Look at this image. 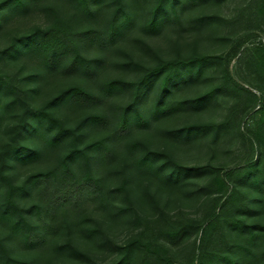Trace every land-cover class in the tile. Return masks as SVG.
Returning <instances> with one entry per match:
<instances>
[{
  "label": "rangeland",
  "instance_id": "obj_1",
  "mask_svg": "<svg viewBox=\"0 0 264 264\" xmlns=\"http://www.w3.org/2000/svg\"><path fill=\"white\" fill-rule=\"evenodd\" d=\"M26 1L0 15V211L7 180L55 176L27 182L15 197L38 234L24 239L0 219V264H254L244 249L263 263V237L250 241L243 224L264 226V0L165 2L152 32L142 24L158 0H122L135 19L113 42L102 30L115 0L98 2L91 18L70 0ZM55 39L78 44L95 59L92 70H68L65 57L49 63ZM192 58L163 86L160 64ZM105 81L118 88L105 90ZM71 87L82 92L67 95ZM158 99L174 108L152 113ZM35 109L61 131L44 120L38 135L21 131ZM74 148L85 152L64 170Z\"/></svg>",
  "mask_w": 264,
  "mask_h": 264
},
{
  "label": "trees",
  "instance_id": "obj_2",
  "mask_svg": "<svg viewBox=\"0 0 264 264\" xmlns=\"http://www.w3.org/2000/svg\"><path fill=\"white\" fill-rule=\"evenodd\" d=\"M100 1L102 0H70V3L72 4V7L75 11L85 15L88 18H91L96 14L97 12L96 5ZM169 1H172V4L175 3L174 0H158L157 1V5L155 7L157 8L156 12L142 24V29L144 31L152 32L157 29L158 24H159V21H158L159 20V9H163L165 2H169ZM115 2L117 3V7L115 8L116 10H114V13L112 14L111 18L107 22L105 28L102 30V37L106 39V42L107 41L113 42L116 37H119V35L122 34V32L126 30V28L130 27L134 23V19H135L134 12L129 11L124 6L122 0H115ZM26 5H27L26 0H4L0 2V15H2L1 12L3 9H5L6 11H9L10 9H14V8H18V9L24 8L25 9ZM157 11H158V15H157ZM45 32H48V31L47 30L42 31L38 35H32L31 37L33 38L29 45L33 47L38 46L40 44L39 37L40 38L43 37ZM58 34L62 35L61 32L51 29V37H61ZM85 35H87V37L93 38L96 36V33H94V31L92 30H87L85 32ZM19 41L22 42V39H19ZM48 49H49L48 51L49 63L53 62L55 59H58L60 57H65V66L68 70H81L82 72L86 73V72L91 71L93 68V63L95 62V59H90L82 55L78 44H71L69 47H67L63 45L61 42H59V40L55 39V40H51ZM194 62H195L194 58L188 61H184V62H170L169 61V62L160 64L158 70L155 72L158 73L161 71L164 72V70H168V72L166 73L167 76L163 79V82H162L163 86L164 85L166 86L169 80H172L175 78V73H174L175 70L179 71L177 70L179 68L181 69L190 68L194 64ZM174 68L175 70H173ZM141 82L143 83L144 80L142 79ZM103 86H104L103 88L107 91H110L114 88H118V84L114 81H105L103 83ZM81 92H82V89L77 88V87H71L68 89L66 94L74 95V94L81 93ZM204 99L205 97L195 98L194 102L197 103ZM172 108L174 107L170 106L168 103H163L161 99H158L156 102L152 103V105L150 106V111L152 113H158L161 110L166 112L167 110H170ZM43 111H39L36 109L29 110L28 113H29L30 119H25L24 117L19 124V129L21 131L28 130L30 134L38 135L41 132V130L37 128V125H38L37 123L44 120L51 125L57 126L58 129L61 131V125H62L61 122L57 120L55 117H53L51 113L49 114L47 111H44V112ZM127 115H128V112L121 115L120 117L121 123L126 122ZM131 115H132V118H134L136 121H139L140 123L144 122L143 116L141 115V113L136 111V109L132 111ZM96 117L97 116H90L89 119L94 120ZM27 120L30 122H35L34 125L32 124L31 129L28 127ZM54 140L55 139L49 140V142L53 143ZM98 144H100V141L92 143L90 146H97ZM84 152H85L84 150H80L76 148L69 151L61 161L63 169L64 170L69 169V164H68L69 158L75 156L76 154L84 153ZM32 154H36V153H32ZM147 159H148V156L144 155L143 157L138 158L136 161L139 164H143L148 161ZM86 174L88 175V173ZM48 176H55V169L49 170L44 173L33 174L29 176L26 179V181L22 183L21 185H15L10 180H7V188L5 191V203L6 204L2 207V210L0 211V219H3L8 222L9 227L12 230V232L15 230L17 231L22 230L23 231L22 237L24 239L32 237L34 234H38V233L34 232V234H32L33 231L30 229L28 218L22 212L18 210V205H17V202L15 201V197L19 191H22L24 189V186L27 182L38 181L40 177L46 179ZM75 182L76 184L73 186L72 191L74 193H77V189H78L77 183L79 184L80 180L76 179ZM55 183H56V186L59 185L58 181ZM65 195H66V192L61 189L59 190V193L56 196V198L57 199L59 197L62 198ZM33 207L36 209L35 211L40 210L39 203L38 205H34ZM15 213H16V218H14ZM243 226L244 228L247 229V233H248L247 238L250 241H254L261 237H263V241H264V232H261V230H264V226L262 225L256 226V228L258 229L257 231H254L251 226L250 227L245 226L244 224ZM263 254H264V250H263ZM240 256L242 258L246 256L247 258L252 260L254 264H257L255 262H258V260H260V257H261V255H259L258 252L256 253L250 249H244V251H241ZM10 261L14 264H28L26 262H19L17 260H10ZM228 263L232 264L233 262L230 260L228 261ZM261 264H264V261Z\"/></svg>",
  "mask_w": 264,
  "mask_h": 264
}]
</instances>
